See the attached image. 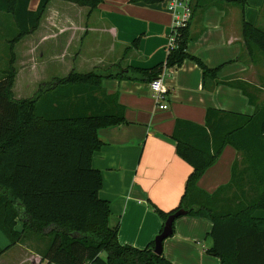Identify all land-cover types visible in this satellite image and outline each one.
<instances>
[{
	"label": "crops",
	"instance_id": "0c3cea01",
	"mask_svg": "<svg viewBox=\"0 0 264 264\" xmlns=\"http://www.w3.org/2000/svg\"><path fill=\"white\" fill-rule=\"evenodd\" d=\"M170 2L147 5L103 0L92 10L53 0L38 30L17 43L15 50L25 43L34 62L32 70L45 67L53 79L66 77L73 70L85 74L118 64L123 69H154L166 63L169 53L174 23ZM190 2L195 6L201 3ZM39 3L32 0L30 10L36 11ZM246 23L264 30V0H248L246 6L237 0H214L204 10H193L188 53L209 68H218L219 83L205 81L202 69L192 60L165 69L160 78L168 90L166 110L157 107L150 81H102L105 93L117 95L125 108L124 124L98 130L102 147L92 159L93 168L103 178L99 195L110 203L109 225L118 228L121 245L147 248L164 228L155 208L171 213L181 205L194 169L178 155V143L172 139L178 120L206 127L210 110L252 116L255 106L264 104V57L257 51L254 59L250 58L243 36ZM92 34L101 37L93 47ZM20 57L17 55L18 63ZM231 82L244 84L243 90L228 85ZM15 99L23 100L16 95ZM247 166L239 151L227 145L204 173L198 183L204 193L214 196L229 187L215 199L216 210L224 212L260 197L262 174L246 171ZM253 217L264 221V210H256ZM16 230H24L19 220ZM212 230L208 219L179 218L174 235L164 242V257L171 264H221L208 253L213 246ZM5 237L0 230V248L4 250L0 264H42V256L32 248L38 246L34 239L11 245ZM47 243L41 245V252Z\"/></svg>",
	"mask_w": 264,
	"mask_h": 264
},
{
	"label": "trees",
	"instance_id": "16d2710c",
	"mask_svg": "<svg viewBox=\"0 0 264 264\" xmlns=\"http://www.w3.org/2000/svg\"><path fill=\"white\" fill-rule=\"evenodd\" d=\"M31 1L0 0V11L12 15L19 30L10 41L8 70L0 80V230L11 245L34 239L38 246L32 248L42 256V264H171L163 254L155 253V241L145 249L121 245L118 228L109 225L110 203L99 195L103 178L93 168L92 159L102 147L98 130L122 125L126 118L118 96L106 94L102 81L152 82L165 69L180 67L186 60L200 66L205 81H217L219 69L209 68L188 53L193 39L188 27L177 31L176 48L169 51L164 65L123 69L118 64L85 74L73 70L66 77L42 83L34 97L17 100L13 92L18 74L16 44L38 30L53 0H40L36 11L30 10ZM60 1L92 10L103 3ZM164 1L131 0L147 5ZM199 1V6L191 2L194 11L214 3ZM237 2L246 6L248 0ZM243 36L250 58L257 51L264 55V30L246 23ZM228 85L244 87L238 82ZM255 107L252 116L210 110L206 127L177 121L172 139L178 143V155L194 173L179 208L171 213L155 208L163 224L180 210L187 211L186 216L211 221L213 246L208 253L221 264H264V221L253 217L256 210H264V191L259 198L223 212L213 204L229 187L214 196L198 187L204 173L231 145L246 160V171L262 174L264 190V104ZM17 220L23 223V233L16 230ZM46 240L48 245L41 252ZM3 253L0 248V257Z\"/></svg>",
	"mask_w": 264,
	"mask_h": 264
},
{
	"label": "rangeland",
	"instance_id": "374dc122",
	"mask_svg": "<svg viewBox=\"0 0 264 264\" xmlns=\"http://www.w3.org/2000/svg\"><path fill=\"white\" fill-rule=\"evenodd\" d=\"M18 33L19 30L12 15L0 11V80L3 78L4 73L8 70L10 59V41L13 40ZM99 38L101 39V37H97L96 34L91 35V47L95 45L96 41ZM27 42L28 41H26V43ZM26 46L27 45L24 43L20 47H17V49L15 50L17 55L21 56L19 59V63L18 60L16 62V65L19 64L20 67L17 68V71H22L19 73V77H17L14 89L16 98L18 99H29L34 97L39 89V86L42 83L50 82L53 80V78L50 77L51 70L45 69V67L43 68V70H32L31 65H34V62H32V56ZM261 56L264 57L262 53ZM247 58L248 55H246V59ZM66 64H68V61L66 62ZM103 257L105 258V255H103Z\"/></svg>",
	"mask_w": 264,
	"mask_h": 264
},
{
	"label": "built area",
	"instance_id": "2783aa9c",
	"mask_svg": "<svg viewBox=\"0 0 264 264\" xmlns=\"http://www.w3.org/2000/svg\"><path fill=\"white\" fill-rule=\"evenodd\" d=\"M169 11L174 18L172 34L169 42V51L176 48L177 31L182 28H188L193 18V7L190 0H171L169 4ZM154 99L157 107L161 110H166L165 104L168 90L165 87L161 78L155 79L151 82Z\"/></svg>",
	"mask_w": 264,
	"mask_h": 264
},
{
	"label": "water",
	"instance_id": "95a60500",
	"mask_svg": "<svg viewBox=\"0 0 264 264\" xmlns=\"http://www.w3.org/2000/svg\"><path fill=\"white\" fill-rule=\"evenodd\" d=\"M186 215H187V211L180 210V211L176 212L175 214L171 215L168 218V220L165 222L162 233L157 237V239L155 241V253L157 255L163 254L164 242L168 238H170L174 235V226H175L176 220H178L179 218L186 216Z\"/></svg>",
	"mask_w": 264,
	"mask_h": 264
}]
</instances>
